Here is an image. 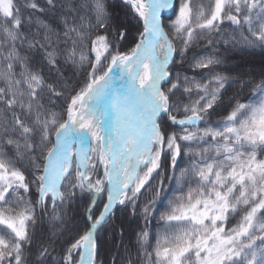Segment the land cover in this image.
Returning a JSON list of instances; mask_svg holds the SVG:
<instances>
[{
  "label": "snow or ice",
  "instance_id": "1",
  "mask_svg": "<svg viewBox=\"0 0 264 264\" xmlns=\"http://www.w3.org/2000/svg\"><path fill=\"white\" fill-rule=\"evenodd\" d=\"M119 2L0 0V264H264V0Z\"/></svg>",
  "mask_w": 264,
  "mask_h": 264
},
{
  "label": "trees",
  "instance_id": "2",
  "mask_svg": "<svg viewBox=\"0 0 264 264\" xmlns=\"http://www.w3.org/2000/svg\"><path fill=\"white\" fill-rule=\"evenodd\" d=\"M207 3V0L203 1ZM109 10L113 13H117L123 16V11L121 10L119 0H108ZM165 26L170 23V19H164ZM132 34H135V28L132 30ZM129 45L125 44L124 47L127 48ZM194 52H211L207 45L206 40H201L193 50ZM221 54L229 57V59L225 63V68L232 69L237 66H246L247 70L259 72L262 67H264V50L260 48H256L254 50H250L247 53H238V52H223L221 49ZM191 55V54H190ZM179 67V65H177ZM187 69V65L184 66ZM221 70H224L223 68ZM191 74V73H189ZM259 78V77H257ZM235 91V88H230L228 91V95ZM215 119V117H213ZM181 167L184 166V162H181ZM164 168H168V161L165 159L164 161ZM159 177H156L155 180L152 181L153 185L157 183ZM165 192L166 194L170 195L169 191V184L165 182ZM143 197L141 199V203H143ZM103 203V199H101V204ZM167 203L166 200L162 201L158 207L160 210H163L164 205ZM82 209L80 212V216H82ZM79 218V217H78ZM81 225L83 224V220L80 219ZM144 225L143 219L140 218L139 209L137 210V214L133 216L131 214L130 207H121L118 206L115 211L114 220L106 225L100 232H99V239L101 241V249H100V258L104 260L105 264H112L113 258L116 257L117 253V245L119 244V236L113 231L114 226H122L124 229V243L128 245L130 243L135 242V233L139 231L140 227ZM149 231L155 233L158 231L157 221L153 220L148 225ZM120 257L124 255V250L120 249L119 252ZM116 264H120L119 258H117Z\"/></svg>",
  "mask_w": 264,
  "mask_h": 264
},
{
  "label": "rangeland",
  "instance_id": "3",
  "mask_svg": "<svg viewBox=\"0 0 264 264\" xmlns=\"http://www.w3.org/2000/svg\"><path fill=\"white\" fill-rule=\"evenodd\" d=\"M204 1V0H203ZM178 6H179V0H176L175 1V9H178ZM170 19H175V16H174V14L172 13V15L169 17ZM169 18H167V19H169Z\"/></svg>",
  "mask_w": 264,
  "mask_h": 264
},
{
  "label": "water",
  "instance_id": "4",
  "mask_svg": "<svg viewBox=\"0 0 264 264\" xmlns=\"http://www.w3.org/2000/svg\"><path fill=\"white\" fill-rule=\"evenodd\" d=\"M163 15H164V17H169V16H170V11H169V12H166V13H164Z\"/></svg>",
  "mask_w": 264,
  "mask_h": 264
}]
</instances>
